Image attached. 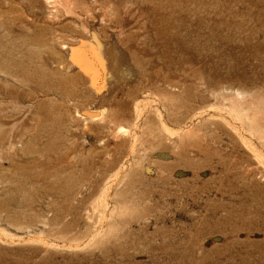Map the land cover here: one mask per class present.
<instances>
[{
  "label": "rangeland",
  "instance_id": "obj_1",
  "mask_svg": "<svg viewBox=\"0 0 264 264\" xmlns=\"http://www.w3.org/2000/svg\"><path fill=\"white\" fill-rule=\"evenodd\" d=\"M0 264H264V0H0Z\"/></svg>",
  "mask_w": 264,
  "mask_h": 264
},
{
  "label": "bare ground",
  "instance_id": "obj_2",
  "mask_svg": "<svg viewBox=\"0 0 264 264\" xmlns=\"http://www.w3.org/2000/svg\"><path fill=\"white\" fill-rule=\"evenodd\" d=\"M92 41H80L76 46H72L71 60L74 64L78 66L84 72H89L91 74L99 73L98 71L103 70L110 81L112 82L111 74L113 68H108V57L104 51V44L99 42L96 37L92 36ZM91 37V38H92ZM107 46V45H106ZM107 71V72H106ZM102 72V71H101ZM95 78V75L92 76ZM93 89L98 88L95 79H92Z\"/></svg>",
  "mask_w": 264,
  "mask_h": 264
}]
</instances>
